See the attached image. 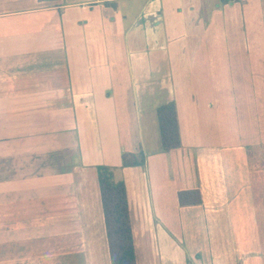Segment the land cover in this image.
Here are the masks:
<instances>
[{"label":"crops","instance_id":"1","mask_svg":"<svg viewBox=\"0 0 264 264\" xmlns=\"http://www.w3.org/2000/svg\"><path fill=\"white\" fill-rule=\"evenodd\" d=\"M99 166L137 264H264V0H0V264H112Z\"/></svg>","mask_w":264,"mask_h":264},{"label":"trees","instance_id":"2","mask_svg":"<svg viewBox=\"0 0 264 264\" xmlns=\"http://www.w3.org/2000/svg\"><path fill=\"white\" fill-rule=\"evenodd\" d=\"M56 1V0H40ZM241 0H221L223 4ZM163 150L170 152L181 147V137L177 108L175 103L161 106L158 110ZM146 164L144 153L125 154L124 167ZM99 181L109 249L112 264H137V254L134 242L133 227L130 215L129 199L124 181H116L114 168L99 166ZM181 207L197 206L202 204V195L199 190L182 191L179 193Z\"/></svg>","mask_w":264,"mask_h":264},{"label":"rangeland","instance_id":"3","mask_svg":"<svg viewBox=\"0 0 264 264\" xmlns=\"http://www.w3.org/2000/svg\"><path fill=\"white\" fill-rule=\"evenodd\" d=\"M114 175H115V170H114ZM116 180V179H115Z\"/></svg>","mask_w":264,"mask_h":264}]
</instances>
